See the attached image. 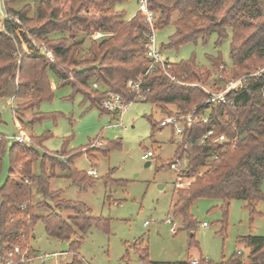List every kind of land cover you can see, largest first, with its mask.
<instances>
[{"label":"trees","instance_id":"obj_1","mask_svg":"<svg viewBox=\"0 0 264 264\" xmlns=\"http://www.w3.org/2000/svg\"><path fill=\"white\" fill-rule=\"evenodd\" d=\"M23 0H3L5 10L12 17L0 28V98H13L19 122H24V112L33 111L30 123L40 121L45 115L36 111L40 104L53 97L50 72L57 75L61 85L69 84L75 93H82L85 100L102 111L101 102L109 92L120 94L125 102L143 100L162 112L181 117L197 109L207 116L186 124L182 141L176 152L187 162V173L192 181L185 187L175 188L172 213L181 217L188 229L195 220L190 209L202 197L219 198L223 210L228 212L234 199L245 200L252 215L264 199V74L256 76L259 66L264 67V0H147L154 12L153 28L141 11L128 20L119 17L114 8L116 0H34L20 8L14 4ZM173 22L175 31L163 48H178L198 38L207 39L217 34L222 42L231 34L230 58L233 78L244 79V86L234 104L205 103L210 96L198 85L211 76V68L226 65L220 57L210 58L211 68L200 67L194 59L177 63L165 61L146 73L150 37L157 29ZM24 27L27 32L22 30ZM56 32L66 33L52 38ZM101 32L92 38L88 58L78 60L84 39L80 33ZM46 44L54 54L50 61L34 44ZM261 67V68H262ZM227 77V73L224 74ZM142 77L140 94L128 86L129 81ZM97 83L98 88L93 87ZM220 89V88H218ZM234 93L228 95V101ZM177 107L174 113L168 106ZM153 120L152 118H150ZM153 131L158 129L154 122ZM160 127H164L161 125ZM214 129L212 135L207 133ZM221 134L223 142L216 141ZM31 143L17 142L12 146L9 175L0 188V235L10 246L28 244L31 230L42 220L50 237L68 244L65 251L71 254L67 264H83L77 256L83 235L92 226L107 227V219L93 216L80 202L60 199V191H51V179L59 167L68 177L81 186L96 182L88 172L79 171L74 160L86 154L95 158L90 149L47 151L42 142L45 137L31 135ZM6 139L0 135V170ZM115 143L95 149L108 155ZM40 148V150H39ZM40 169L34 172L37 162ZM50 162V173L47 163ZM21 167V168H20ZM114 181L107 177L106 183ZM32 185L55 202L57 210H72L64 218L55 209L42 216H32L31 222L21 215L32 207ZM47 200L39 207L51 208ZM23 206V209L21 208ZM52 209V208H51ZM31 224V226H30ZM33 226V228H31ZM191 239L194 234L191 233ZM251 245L249 258L254 264H264V236H248ZM145 254V249H140ZM200 261L213 264L201 257ZM148 264H187V261L153 262ZM226 264H243L233 258Z\"/></svg>","mask_w":264,"mask_h":264},{"label":"rangeland","instance_id":"obj_2","mask_svg":"<svg viewBox=\"0 0 264 264\" xmlns=\"http://www.w3.org/2000/svg\"><path fill=\"white\" fill-rule=\"evenodd\" d=\"M26 2L35 4L34 0H23L14 6L20 8ZM0 7L5 10L3 0H0ZM114 8L121 12L120 19L128 20L139 10V0H116ZM2 27L3 21L0 19ZM174 31L172 22L153 33L154 44L164 60L177 63L194 59L200 67L211 68L210 58L220 57L226 64L211 68V76L206 82L192 85H198L206 92L221 88L226 81L234 79L230 33L220 43L217 42V34L212 33L207 39L198 38L178 48H163ZM94 33H80L76 37L85 41L78 60L88 58L87 50ZM63 35L67 34L56 32L49 36L56 38ZM50 79L53 97L43 101L36 110L43 113L45 118L30 123L33 111H25L24 122H20V125L30 138L31 135L45 137L42 146L47 151H61L64 148L74 151L88 146L95 156L89 159L84 153L74 160L79 171H96L97 176L90 177L96 182L93 186H81L59 167L55 169L56 177L51 179L50 186L51 191L61 192L60 199L83 203L91 215L107 219V227L94 225L83 235L77 252L83 264H148L147 260L165 263L201 257L213 264H226L233 258L241 260L243 264L250 262L251 245L246 238L264 236V199L256 206L257 214L252 215L245 200H232L225 214L221 199L199 198L190 209L195 220L194 227L188 229L181 217L173 215L171 211L176 181L180 180L185 187L193 180L187 173V162L180 174L170 167V163L181 158L176 149L183 139L172 125L160 127L161 120L171 115L143 100L130 102L121 115L105 112L92 106L82 93H75L69 84L61 85L57 75L52 72ZM168 111L175 113L177 107L170 105ZM17 120L15 100L11 97L0 98V135L6 139L0 188L8 178L10 150L16 143L15 136L19 135ZM153 122L158 125L155 131ZM108 143L116 144L108 155L95 151ZM148 151H152L153 156L143 159V154ZM147 162L150 165H146ZM40 164V161L36 163L34 172L40 169ZM46 166L50 173V162ZM108 176L113 183H106ZM261 188L264 195V179ZM44 200H47L45 196L32 185V207L27 214L21 215L22 220L30 223L32 216L46 215L56 209L53 200H47L52 209L39 207L38 203ZM57 211L64 218L73 215L72 210ZM168 217L174 223H168ZM172 226L177 229L176 233H173ZM191 233L194 234L193 239ZM28 244L39 254H49L43 264H67L71 260L70 253L55 255L63 251V242L47 234L42 220L37 221L31 230ZM140 249H145L146 253Z\"/></svg>","mask_w":264,"mask_h":264},{"label":"built area","instance_id":"obj_3","mask_svg":"<svg viewBox=\"0 0 264 264\" xmlns=\"http://www.w3.org/2000/svg\"><path fill=\"white\" fill-rule=\"evenodd\" d=\"M139 11L142 12L148 23L153 28L155 15L154 12L149 9L147 5V0H139ZM0 19L3 21L4 24L6 21L11 20L12 17L7 13L6 10H3L0 7ZM102 35L103 34L101 32H95L93 37L99 38ZM34 44L47 57V59H49L50 61L54 60V54L46 44H39L36 42H34ZM147 57L149 58V63L146 73L151 71L156 65L164 66V63L166 61L161 57L160 50L154 44L153 34L150 37V43L148 45V50H147ZM262 74H264V67L260 68L255 73L256 76ZM141 81H142V77L137 80H131L128 83V86L131 87L133 90H136L137 93L140 94V97H142L141 92H139L141 88ZM243 86H244V79L242 77L239 79H229L220 89L207 90L206 92L209 94L210 97L206 99L205 103L212 105L216 103L229 102V104H234L236 96L242 90ZM93 87L98 88V84L94 83ZM230 93H234V96L232 99L228 101V95ZM101 104L105 109L121 115L129 103L125 102L120 94L109 92L108 95L102 100ZM199 119L203 122H206L207 116L204 114H198L197 109L194 108L190 112L183 114L181 117H178L177 115L167 116L166 118L161 120V125L166 126L170 124L173 126L176 133L182 134L186 124L190 125L191 123ZM18 128H19V135L15 136V140L21 143L22 142L29 143L31 141L30 136L21 127ZM213 132L214 129L210 130L206 136L212 135ZM225 140H226V136L224 134L219 135L216 139V141L219 142H223ZM151 156H153L152 151H148L143 154L142 158L148 159ZM170 167L180 174L186 168V161L182 158H177L175 161L170 163ZM88 174L92 176H97V173L94 169L88 170ZM179 178L180 177H178V179ZM175 187L176 188L183 187L180 180L176 181ZM21 208L23 209V206ZM166 221L168 223H174L170 217H168ZM203 225L206 226V223L204 222ZM172 231L173 233L177 232L175 226H172ZM67 254H69V252L65 250L55 253V255H63V256ZM48 257L49 254L37 253L34 250V248L30 246V244H26L24 246L20 244L10 246L9 244L3 243L2 237L0 235V264H43V262ZM187 264H207V263H203L202 261H200V259L197 258H191L187 261ZM245 264H254V263L247 262Z\"/></svg>","mask_w":264,"mask_h":264},{"label":"water","instance_id":"obj_4","mask_svg":"<svg viewBox=\"0 0 264 264\" xmlns=\"http://www.w3.org/2000/svg\"><path fill=\"white\" fill-rule=\"evenodd\" d=\"M146 165H150V162H147ZM67 247H68V244L64 242L62 246V250H66Z\"/></svg>","mask_w":264,"mask_h":264},{"label":"crops","instance_id":"obj_5","mask_svg":"<svg viewBox=\"0 0 264 264\" xmlns=\"http://www.w3.org/2000/svg\"><path fill=\"white\" fill-rule=\"evenodd\" d=\"M18 127H21L20 122L17 120ZM22 128V127H21ZM23 129V128H22ZM24 130V129H23ZM25 131V130H24ZM26 132V131H25ZM27 133V132H26ZM188 261V260H187Z\"/></svg>","mask_w":264,"mask_h":264}]
</instances>
